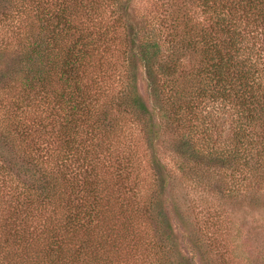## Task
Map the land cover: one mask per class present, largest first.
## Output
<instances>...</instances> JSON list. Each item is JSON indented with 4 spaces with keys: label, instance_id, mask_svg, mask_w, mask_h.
I'll return each instance as SVG.
<instances>
[{
    "label": "trees",
    "instance_id": "obj_1",
    "mask_svg": "<svg viewBox=\"0 0 264 264\" xmlns=\"http://www.w3.org/2000/svg\"><path fill=\"white\" fill-rule=\"evenodd\" d=\"M262 196L264 0H0V264H264Z\"/></svg>",
    "mask_w": 264,
    "mask_h": 264
},
{
    "label": "rangeland",
    "instance_id": "obj_2",
    "mask_svg": "<svg viewBox=\"0 0 264 264\" xmlns=\"http://www.w3.org/2000/svg\"><path fill=\"white\" fill-rule=\"evenodd\" d=\"M142 82L138 81V87L139 88V91L142 92ZM189 191L191 192V195H192V198L194 199V206H197V205H200L198 207H195L196 208V211L198 213V216H197V219L199 220L198 221V226L200 227V231L201 233L204 235L205 233H207V235H209L213 230H215L216 226L218 225L217 223L215 224V227H210V224L211 222L215 221V217L219 214H220V218L222 217L223 215V212L220 211V209H218L216 207V205L213 203L212 198L211 196L207 193L206 190L202 191L201 195L199 193V191L197 190V192H195L194 194V191L193 189L190 187H188ZM201 189V188H200ZM261 202L262 204L264 205V196L261 197ZM260 202V203H261ZM243 207V206H241ZM244 207L242 209H240L239 211H241V214L242 211H243ZM200 212V213H199ZM212 214L213 215V218H209L208 214ZM242 228L243 231H246L247 229V224H246V221L244 219L243 216H241L240 218V224H239ZM178 229V228H177ZM181 239V237H180ZM245 241V239L243 237L240 236V243L242 245V243ZM179 242V246H180V250L186 254V255H194L192 252V250H190V247L188 245V243L186 242H183V239L181 240H178ZM242 248H245L242 246ZM246 249V248H245ZM194 262L196 264L199 263L198 261V258L197 256H195V259H194Z\"/></svg>",
    "mask_w": 264,
    "mask_h": 264
}]
</instances>
